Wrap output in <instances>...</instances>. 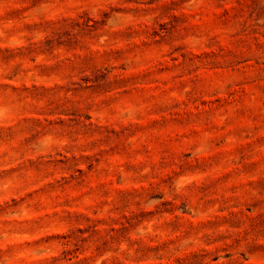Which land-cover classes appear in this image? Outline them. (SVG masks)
<instances>
[{
  "label": "clouds",
  "instance_id": "9594fccd",
  "mask_svg": "<svg viewBox=\"0 0 264 264\" xmlns=\"http://www.w3.org/2000/svg\"><path fill=\"white\" fill-rule=\"evenodd\" d=\"M262 212L264 0H0V264H264Z\"/></svg>",
  "mask_w": 264,
  "mask_h": 264
},
{
  "label": "rangeland",
  "instance_id": "374dc122",
  "mask_svg": "<svg viewBox=\"0 0 264 264\" xmlns=\"http://www.w3.org/2000/svg\"><path fill=\"white\" fill-rule=\"evenodd\" d=\"M252 2H254V0H252ZM237 3L241 7H243L249 4V0H237ZM226 12H227V8H223V11H221V8H217L215 15L218 18L223 17ZM218 103L219 101H216V100H211V101L205 100L203 102V106L207 110L211 111L218 105ZM177 131H179L181 134H186L187 132L194 131V130H186L184 129L183 125L180 123L173 125L167 130L162 128L160 131L162 142L168 141L169 136H171L172 139H175ZM162 146H167V144L165 143ZM249 227L255 232L264 233V212L260 213L256 217L251 218ZM175 264H202V257L200 253L191 252V253L186 254L183 257V259H177Z\"/></svg>",
  "mask_w": 264,
  "mask_h": 264
}]
</instances>
